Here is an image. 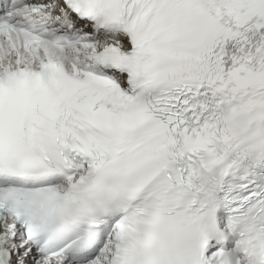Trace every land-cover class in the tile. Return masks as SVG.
I'll return each mask as SVG.
<instances>
[{"label":"snow or ice","instance_id":"snow-or-ice-1","mask_svg":"<svg viewBox=\"0 0 264 264\" xmlns=\"http://www.w3.org/2000/svg\"><path fill=\"white\" fill-rule=\"evenodd\" d=\"M0 264H264V0H0Z\"/></svg>","mask_w":264,"mask_h":264}]
</instances>
